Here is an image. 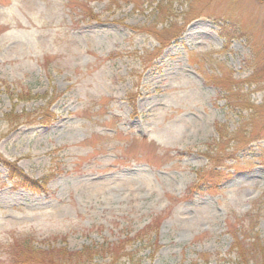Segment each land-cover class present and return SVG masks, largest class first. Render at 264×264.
<instances>
[{
	"label": "rangeland",
	"instance_id": "374dc122",
	"mask_svg": "<svg viewBox=\"0 0 264 264\" xmlns=\"http://www.w3.org/2000/svg\"><path fill=\"white\" fill-rule=\"evenodd\" d=\"M263 69L264 0H0V154L50 179L44 194L18 188L0 161V264L21 239L235 264L242 222L264 246ZM240 93L263 108L254 127ZM50 104L51 126L15 127ZM251 128L257 141L229 155L239 173L189 196Z\"/></svg>",
	"mask_w": 264,
	"mask_h": 264
},
{
	"label": "trees",
	"instance_id": "16d2710c",
	"mask_svg": "<svg viewBox=\"0 0 264 264\" xmlns=\"http://www.w3.org/2000/svg\"><path fill=\"white\" fill-rule=\"evenodd\" d=\"M183 33L184 31L177 29L175 36L169 40L168 43L180 39ZM263 70L256 71L253 75L257 81H261L262 83H264V80H262L264 75ZM229 93H233L231 88ZM23 95L24 94L18 95L20 101L25 100L22 97ZM31 99L34 98L29 96L27 100ZM131 100L132 103H135L136 98L134 95H131ZM237 101L240 108L238 111H249V115L244 118L248 120L250 127L258 125V122L261 120V113L263 112L261 110L263 108L252 104L249 98L241 93L237 97ZM50 110L51 104L49 108L43 109L36 118H33L32 115H23L24 117H19V122L15 123V127L32 126L36 124L51 126L57 120V115ZM9 115L6 117H10ZM11 118L12 117H10L9 120ZM22 118H24V121H21ZM240 131L241 129L238 130V132ZM243 134L244 138H247V140H245V143L241 144L243 145L242 148L238 149L234 146L232 147L234 148L232 153L226 154L223 152L222 157H217V155L210 156L209 161L211 162V166L198 173V181L188 190L189 196L197 194L203 188L216 190L219 185H223L233 179L235 173H239L237 166L228 167L227 163L231 161L229 155L237 154L240 149H247L257 141L249 138L253 135L252 128L248 133L249 135H246L244 131ZM219 147L220 145H217V147L213 149L217 150ZM223 150H226V148ZM0 161L7 171L9 180L13 182L16 187L26 189L35 194H44L48 192V184L50 181L48 177L43 180H35L29 177L20 168L17 160L11 161L1 154ZM238 164L240 165V163ZM231 170H233V172H230ZM254 230L255 227L246 226V224L242 222L241 232H232L233 244L231 250L237 257L235 264H264V246L258 234H251ZM27 240L28 239H21L15 241L13 246L17 248L13 249V253L8 254L7 264H142L143 262L141 259H137L136 250L134 253L128 251V243L130 242L129 245H131L133 242H128L127 240L117 245L105 244L101 246H86L78 251H71L67 246L63 248H52L46 251L36 250L31 246H26L25 249H21L20 247L22 244H20V242ZM140 240L142 241L143 239L140 238ZM258 255H261L262 259L255 257Z\"/></svg>",
	"mask_w": 264,
	"mask_h": 264
}]
</instances>
